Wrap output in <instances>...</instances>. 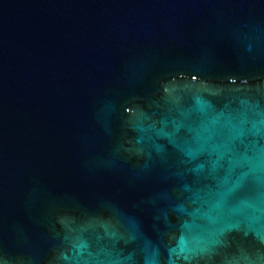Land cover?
I'll list each match as a JSON object with an SVG mask.
<instances>
[{"label":"water","instance_id":"water-1","mask_svg":"<svg viewBox=\"0 0 264 264\" xmlns=\"http://www.w3.org/2000/svg\"><path fill=\"white\" fill-rule=\"evenodd\" d=\"M0 264H264V0H0Z\"/></svg>","mask_w":264,"mask_h":264}]
</instances>
